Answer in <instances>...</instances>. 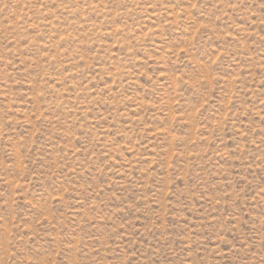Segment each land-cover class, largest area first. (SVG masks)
Returning a JSON list of instances; mask_svg holds the SVG:
<instances>
[{
  "label": "rangeland",
  "instance_id": "374dc122",
  "mask_svg": "<svg viewBox=\"0 0 264 264\" xmlns=\"http://www.w3.org/2000/svg\"><path fill=\"white\" fill-rule=\"evenodd\" d=\"M0 264H264V0H0Z\"/></svg>",
  "mask_w": 264,
  "mask_h": 264
}]
</instances>
